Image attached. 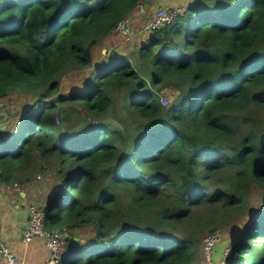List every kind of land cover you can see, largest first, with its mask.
Returning a JSON list of instances; mask_svg holds the SVG:
<instances>
[{"label": "trees", "instance_id": "trees-1", "mask_svg": "<svg viewBox=\"0 0 264 264\" xmlns=\"http://www.w3.org/2000/svg\"><path fill=\"white\" fill-rule=\"evenodd\" d=\"M139 1L0 0V182L30 164L27 181L34 152L56 160L40 200L69 232L61 264H202L196 229L243 209L212 263L264 264V0H197L127 54L95 55ZM13 93L36 97L22 116Z\"/></svg>", "mask_w": 264, "mask_h": 264}, {"label": "rangeland", "instance_id": "rangeland-1", "mask_svg": "<svg viewBox=\"0 0 264 264\" xmlns=\"http://www.w3.org/2000/svg\"><path fill=\"white\" fill-rule=\"evenodd\" d=\"M197 0H170V2H173V4H162L169 7H174L177 5L185 6L187 4L193 3ZM167 3L166 1H164ZM146 3V2H145ZM159 6L158 0H152L151 2H147V14H150L153 10H155ZM134 28L135 33L134 36L130 41L124 42L122 39H120L116 34L108 37L104 42H102L99 47L95 50V55H99L100 53H105L107 49L111 48L110 50L116 51L115 53L118 54H127L133 46L140 43V41L146 39V36L148 35L149 31H146L144 29L145 24L147 23L148 15L147 16H135L134 17ZM83 75H81L79 72H71L67 75H65L62 78L61 83V92L65 93L68 89L73 87H80L81 86V80ZM167 98H173L175 96V92L172 90H167ZM164 94V93H163ZM169 99V100H171ZM36 100V97H32L31 95L24 94V93H13L10 94L4 101L5 108H9L11 112H16L19 116H22L24 114V111L27 110L30 106V104H33ZM162 104H164L162 102ZM120 105V97L119 100L116 101L115 107L118 108ZM59 120H62V117L59 115ZM109 121H116L112 116L107 115ZM18 119V118H17ZM10 120H13L11 118ZM58 120V121H59ZM17 121V120H16ZM58 125H61L57 123ZM34 172L30 174L32 176V180L36 183V189H38L37 193H35V198H42L44 194H48L49 191L52 192V187L54 185V167L52 164H45L48 162L56 163V160L53 158L52 160H48V162H45L43 159L40 160L39 155L37 152H34ZM45 160L47 161L46 157ZM43 165V166H42ZM45 165V166H44ZM57 181V179L55 180ZM41 191V193H39ZM253 198L251 200V205L253 206H259L261 201V194L259 192H254L252 194ZM41 201H33V203L42 204ZM45 207V205H42ZM46 208L48 209V205H46ZM247 222V214L245 213V209L241 211H235L229 215H226L225 217H220L219 222L217 224V227H213L211 229V223L207 224L206 226H203L200 230L196 229L195 233L197 237H199L200 243L197 248V254H196V260L199 261L202 264H207L206 258L203 254L202 250V240L203 238L212 231H219V234H221V242L222 240L227 241V244L225 245L224 249L229 246L230 237L232 235V231L230 230L232 225H238L244 226ZM91 231H89V228H83L82 230H78L76 233L79 235L87 236L90 235ZM69 233V232H67ZM67 233H65L67 235ZM217 242V243H219ZM216 243V244H217ZM215 244V245H216ZM215 247V246H214ZM214 251V248H213Z\"/></svg>", "mask_w": 264, "mask_h": 264}, {"label": "built area", "instance_id": "built-area-1", "mask_svg": "<svg viewBox=\"0 0 264 264\" xmlns=\"http://www.w3.org/2000/svg\"><path fill=\"white\" fill-rule=\"evenodd\" d=\"M147 4L144 1H139L136 4L135 12L131 15L119 20L115 26L114 31L116 34L124 39V41H130L135 33L133 25L135 16L149 15L148 21L144 26L146 31H154L174 22L178 15L184 10L181 6H158L155 10L147 14ZM165 104L166 100L161 99ZM31 216H29L28 223L21 231L20 240L24 245H27L32 238L42 237L46 247L49 249L50 255L42 264H61L63 261L66 250V234L58 230H49L44 224V216L47 211L46 206L38 204H31L29 206ZM221 234L219 231L209 232L203 238V252L208 260L209 264H213L211 257L213 254V248L217 242L221 240ZM229 247L225 250L227 253ZM0 259H4L8 264H25L22 259L17 257L15 253L0 238Z\"/></svg>", "mask_w": 264, "mask_h": 264}, {"label": "crops", "instance_id": "crops-1", "mask_svg": "<svg viewBox=\"0 0 264 264\" xmlns=\"http://www.w3.org/2000/svg\"><path fill=\"white\" fill-rule=\"evenodd\" d=\"M158 1L159 5L173 4L170 0ZM0 125H2L1 122ZM29 167L30 164L20 172H15L12 182L8 184L0 182V238L25 264H42L50 255L43 238L34 237L27 245H24L20 240L21 231L30 218L28 216L29 206L37 204L33 201H41V198H35L38 189L35 188L36 183L32 180L34 178H30L29 175L27 181H19L21 175L26 177L25 174H28ZM34 171V167H32V172ZM45 195L43 196L45 197ZM40 203L42 204L38 205L45 204L44 200ZM0 264L8 263L4 259H0Z\"/></svg>", "mask_w": 264, "mask_h": 264}, {"label": "water", "instance_id": "water-1", "mask_svg": "<svg viewBox=\"0 0 264 264\" xmlns=\"http://www.w3.org/2000/svg\"><path fill=\"white\" fill-rule=\"evenodd\" d=\"M109 54H113L114 51L113 50H109L108 51ZM2 104H0L1 106ZM4 115H0V118H2ZM28 216H31V212H29V215ZM227 244V241L225 240H222L221 242L217 243L214 247V251H213V254H212V260L214 262H218V261H221L222 259L225 258V255L227 254L225 252V249H227V247L224 249L225 245Z\"/></svg>", "mask_w": 264, "mask_h": 264}, {"label": "clouds", "instance_id": "clouds-1", "mask_svg": "<svg viewBox=\"0 0 264 264\" xmlns=\"http://www.w3.org/2000/svg\"><path fill=\"white\" fill-rule=\"evenodd\" d=\"M159 6H165V5H159ZM177 6H181V5H177ZM169 7V6H168ZM181 7H185V6H181ZM135 12V11H134ZM145 16H147V15H145ZM148 18H149V15H148ZM135 19V18H134ZM147 21H148V19H147ZM135 23H134V21H133V25H134ZM46 206V205H45ZM229 247V246H228ZM226 250V249H225ZM211 259H212V257H211ZM213 261V260H212ZM222 264V263H221Z\"/></svg>", "mask_w": 264, "mask_h": 264}]
</instances>
